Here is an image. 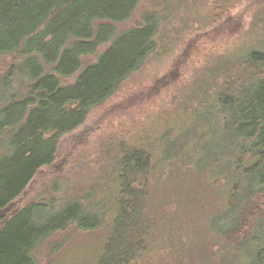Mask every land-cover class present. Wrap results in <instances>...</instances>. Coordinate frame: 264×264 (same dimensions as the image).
Listing matches in <instances>:
<instances>
[{
	"label": "trees",
	"instance_id": "obj_1",
	"mask_svg": "<svg viewBox=\"0 0 264 264\" xmlns=\"http://www.w3.org/2000/svg\"><path fill=\"white\" fill-rule=\"evenodd\" d=\"M141 1L0 0V149L6 150L0 156V215L41 168L52 165L60 137L113 97L153 52L157 23L152 18L124 32L116 28ZM242 1L212 0L209 23L218 30L227 11ZM108 43L95 63L82 68L81 58ZM243 49L203 71L204 87L194 96L201 122L212 121L207 133L188 140L178 132L165 157L196 158L198 144L216 130L218 145L207 157L211 164L221 162L210 172V184L225 196L216 233L235 252L264 236V42ZM75 74L74 83L60 85V79ZM114 168L116 213L98 264H130L155 226L148 152L121 145ZM38 213V205L31 204L4 219L0 264H38L34 251L45 239L71 224L90 229L77 201L47 223ZM260 251L264 255V248ZM256 256L255 263L264 264Z\"/></svg>",
	"mask_w": 264,
	"mask_h": 264
},
{
	"label": "rangeland",
	"instance_id": "obj_2",
	"mask_svg": "<svg viewBox=\"0 0 264 264\" xmlns=\"http://www.w3.org/2000/svg\"><path fill=\"white\" fill-rule=\"evenodd\" d=\"M211 5L212 0H143L129 20L116 25L118 32H124L152 18L157 23L153 52L113 97L60 137L52 165L41 168L0 215L1 228L4 219L37 204L47 223L75 201L82 204L84 226L90 229L82 231L71 224L45 239L34 251L38 264H98L102 259L116 213L114 160L121 145L143 148L154 167L147 189L155 226L144 250L130 264H256L257 254L264 260L260 253L264 236L235 252L216 233L225 200L210 184V172L221 162L207 161L218 145L216 130L212 128L213 134L198 144L196 158L179 154L165 159L178 132L188 139L207 133L212 124L199 119L194 96L204 87L203 71L220 57L264 42V0H244L230 8L218 30L209 23ZM108 46L81 58L82 68L95 63ZM78 74L60 79V85L74 83ZM5 151L2 147L0 156ZM233 254V259L223 257Z\"/></svg>",
	"mask_w": 264,
	"mask_h": 264
},
{
	"label": "bare ground",
	"instance_id": "obj_3",
	"mask_svg": "<svg viewBox=\"0 0 264 264\" xmlns=\"http://www.w3.org/2000/svg\"><path fill=\"white\" fill-rule=\"evenodd\" d=\"M251 50V49H250Z\"/></svg>",
	"mask_w": 264,
	"mask_h": 264
}]
</instances>
